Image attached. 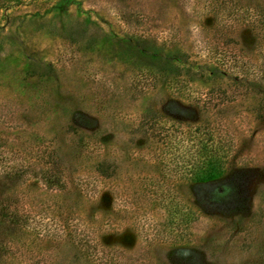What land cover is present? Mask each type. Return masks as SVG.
Returning a JSON list of instances; mask_svg holds the SVG:
<instances>
[{
    "label": "rangeland",
    "instance_id": "374dc122",
    "mask_svg": "<svg viewBox=\"0 0 264 264\" xmlns=\"http://www.w3.org/2000/svg\"><path fill=\"white\" fill-rule=\"evenodd\" d=\"M0 264H264V0H0Z\"/></svg>",
    "mask_w": 264,
    "mask_h": 264
},
{
    "label": "trees",
    "instance_id": "16d2710c",
    "mask_svg": "<svg viewBox=\"0 0 264 264\" xmlns=\"http://www.w3.org/2000/svg\"><path fill=\"white\" fill-rule=\"evenodd\" d=\"M210 160L206 162V165L203 168H199L197 171L199 173H208L210 177L214 176V171L212 172L211 167H209ZM43 177L47 182L55 183L58 182L59 179L48 169L42 170ZM237 193L235 191V186L231 183H227L225 185H221L213 188L211 193V197L216 199L218 204H229L235 201Z\"/></svg>",
    "mask_w": 264,
    "mask_h": 264
}]
</instances>
